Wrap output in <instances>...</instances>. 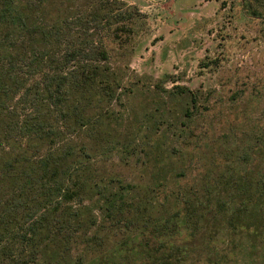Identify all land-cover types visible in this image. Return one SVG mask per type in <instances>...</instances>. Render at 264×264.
I'll list each match as a JSON object with an SVG mask.
<instances>
[{
	"label": "rangeland",
	"instance_id": "rangeland-1",
	"mask_svg": "<svg viewBox=\"0 0 264 264\" xmlns=\"http://www.w3.org/2000/svg\"><path fill=\"white\" fill-rule=\"evenodd\" d=\"M101 4L113 5L109 16L82 28L79 16ZM61 5L66 31L92 32L108 52L100 63L120 82L110 100L94 90L88 123L44 108L52 127L16 131L5 143L6 152L34 158L72 146L82 185L58 197L79 209L61 220L60 205H40L44 185L24 165L0 168L1 206L14 197L19 212L28 205L48 216L35 235L1 236L0 264H264V209L249 201L264 174V0ZM121 23L128 29L114 32ZM31 107L17 102L16 119ZM106 195L116 200L112 216Z\"/></svg>",
	"mask_w": 264,
	"mask_h": 264
},
{
	"label": "trees",
	"instance_id": "trees-1",
	"mask_svg": "<svg viewBox=\"0 0 264 264\" xmlns=\"http://www.w3.org/2000/svg\"><path fill=\"white\" fill-rule=\"evenodd\" d=\"M111 6L93 5L79 16L81 27L85 28L87 21L109 16ZM118 13L119 9H116L114 14ZM65 14L61 0H0V168L12 173L16 163L24 165V172L29 171L30 180L35 179L44 185L45 198L40 205L48 206L50 208L46 210L52 211H57L60 205V216L79 212V209L72 212L69 205L62 207L58 198L72 197L82 185L78 176L79 164L70 160L72 146L50 150L34 158L25 151L6 152L5 143L16 135V131L29 133L43 130L45 125L52 127L51 123L45 124L44 108L62 107L67 118L73 116L78 122L88 123L90 115L85 109L93 103L94 90H99V100H110L116 94L120 82L118 71L99 60L108 58L105 47L95 44L92 32L86 29L81 28L76 33L66 31ZM111 28L114 32L126 30L128 24H115ZM67 34L69 36L65 39ZM35 74H39V78H35ZM189 97L195 101L192 91ZM17 102L28 103L36 112H25L17 120ZM185 111L189 112L188 106ZM88 126L92 131L96 129V125L89 123ZM254 182L249 201L256 207L254 210L261 213L264 209V174ZM103 197L106 200L105 213L112 216L116 200L107 195ZM1 203L0 198V237L13 232L22 239L26 238L27 232L35 235L44 227V220L48 217L46 210L36 215L35 209L38 208L26 205L19 212L15 205L22 202L15 201L14 197L7 199L3 206ZM14 206L19 213L12 209ZM34 252L29 253H32L31 258ZM11 259L7 264H26L28 261L25 258Z\"/></svg>",
	"mask_w": 264,
	"mask_h": 264
}]
</instances>
